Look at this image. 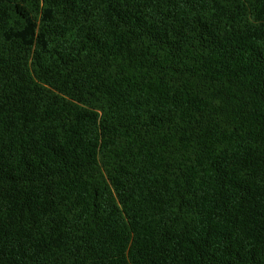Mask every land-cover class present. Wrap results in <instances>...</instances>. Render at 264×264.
Masks as SVG:
<instances>
[{
  "label": "trees",
  "instance_id": "obj_1",
  "mask_svg": "<svg viewBox=\"0 0 264 264\" xmlns=\"http://www.w3.org/2000/svg\"><path fill=\"white\" fill-rule=\"evenodd\" d=\"M0 264H264V0H0Z\"/></svg>",
  "mask_w": 264,
  "mask_h": 264
}]
</instances>
